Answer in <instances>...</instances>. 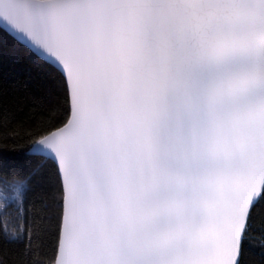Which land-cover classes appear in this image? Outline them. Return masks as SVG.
Instances as JSON below:
<instances>
[{
    "label": "snow or ice",
    "instance_id": "obj_1",
    "mask_svg": "<svg viewBox=\"0 0 264 264\" xmlns=\"http://www.w3.org/2000/svg\"><path fill=\"white\" fill-rule=\"evenodd\" d=\"M0 264H264V0H0Z\"/></svg>",
    "mask_w": 264,
    "mask_h": 264
}]
</instances>
